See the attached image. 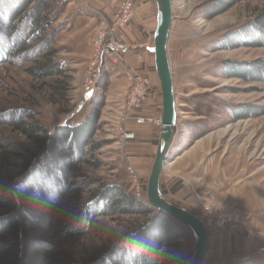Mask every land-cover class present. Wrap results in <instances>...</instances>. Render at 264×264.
<instances>
[{"label":"rangeland","instance_id":"1","mask_svg":"<svg viewBox=\"0 0 264 264\" xmlns=\"http://www.w3.org/2000/svg\"><path fill=\"white\" fill-rule=\"evenodd\" d=\"M64 1L27 0V10L15 19L17 24L26 19V12L31 7L36 6V11L43 7L42 24L45 32L35 34L34 40L19 43L17 50L10 55V60H0V191L5 189L11 195L16 203L12 212L14 217L19 219L20 201L29 205V200L36 198L35 194L27 193L28 188L24 183L29 179V175L37 170L40 158L49 154L51 141L53 136L56 137L58 127L78 112V118L85 117L89 110L96 106L84 102L80 111L74 112L85 86L91 81L93 95L97 97L99 93L104 94L103 99L99 100V125L91 140L82 143L76 157L65 161L67 165L60 178L66 188L60 192L59 197L53 199L46 196L43 199H35L38 202L32 204L39 214L47 212L53 216L51 226L41 230L21 225L18 230L19 249H23V230L25 235L39 237L53 244L56 247L53 257L67 263L90 264L91 261L99 259L102 253L115 250L126 234L153 217L154 213L146 211L143 206L130 201L128 204L126 197L127 199H122L113 211H99L82 234L69 236L64 231L67 219L74 214L79 203L97 190H103L105 186L119 185L126 195L148 202L146 189L150 172L141 173L137 166L131 163L129 144L126 146V141L120 135L121 129L134 125L135 118L144 114L143 106L146 103L138 111L128 110L125 103L127 79L116 96L113 86L108 88L105 84L107 90L100 87L106 74V83L109 84V67L119 72L111 61L103 66V73L98 81L92 80L87 73L96 49L94 40L104 27L100 22L104 19L107 24L112 25L113 14L118 3L123 0ZM170 1L172 18L167 54L174 91L177 92L176 125L180 130V137L186 134L184 128L190 127L194 128L189 129L190 137L212 132L214 137H211L210 151L204 161L210 156L212 164L224 172L228 185L231 186L235 181L251 182L264 196V81H250L225 75L223 67L228 61H241L244 64L252 60H264V45L246 46L240 42L229 45V42H226V36L238 30L243 31L245 41L255 37V27L259 26V21L264 22V0H233L231 6L211 18L204 17L203 13L207 14L209 8L222 3L223 0ZM95 7H109L113 11L105 14L102 9ZM89 8L93 11L88 10ZM131 8L132 16L126 25L115 26V30L108 37L106 35L105 39L109 41V38L113 37L127 44L121 38L123 29L141 12L150 10L154 16L157 10L155 0H132ZM4 23V17L0 16V30H3ZM9 23L4 25L5 28L8 29L11 25L10 20ZM12 33L13 30L7 32L9 35ZM25 34L27 39L32 31H26ZM45 38L49 40L47 46L42 43ZM37 44L36 50L30 49L33 53L21 54L22 47L30 48ZM42 64L53 65L46 75L41 76L29 70L35 67L36 71L42 72L38 69ZM244 105L256 109H252L249 117L234 119L231 116L232 111ZM26 126L40 127L42 131H36L29 136L23 130ZM187 143H190V139L185 145ZM129 166L136 173L139 195H136V182L130 177ZM210 182L200 187L194 193L195 198L191 200L169 198L168 201L194 212L203 221L207 220V214L201 205V200L205 199L203 195L238 210L237 206L226 199L220 200L216 195L220 181ZM200 196L203 197L201 200ZM242 212L248 217V224L253 233L251 235H255L257 231L251 225L248 213ZM4 213L7 214L6 209L0 206V215ZM157 218L150 222V226L156 221H162V218ZM166 220L169 221L167 218ZM212 228L218 229L210 226L208 236L209 229ZM226 228L249 235L242 229ZM12 230L11 227L7 228L4 234L0 235V241H7L11 236L10 232H14ZM262 237L264 238V235ZM255 238V241L260 239L259 236ZM172 242V246L163 248H180L187 255L185 264H191L195 246L191 230L178 241ZM208 252L209 248L201 264H222L220 259L224 257L223 253L218 257L217 252ZM5 258L4 254L0 253V264H9ZM161 264H165V261Z\"/></svg>","mask_w":264,"mask_h":264},{"label":"trees","instance_id":"2","mask_svg":"<svg viewBox=\"0 0 264 264\" xmlns=\"http://www.w3.org/2000/svg\"><path fill=\"white\" fill-rule=\"evenodd\" d=\"M232 3L233 0H223L222 3H218L209 8V11H206L208 13H203V15L206 18H211L219 12L226 10ZM26 5L27 0H0V16L4 17L5 20V23L2 24L4 28L0 30L1 61L10 60V55L17 50L16 46L19 43L22 44V41L27 40V42H29L31 39H35L33 37L35 34L39 35L45 32V27L42 24V20L44 19L42 15L43 7L38 11H36V6L31 7L29 11L26 12V19L21 21V24H17V18L27 10V8H25ZM9 20L11 21V25H9L7 29L4 25L10 24ZM258 25L259 26L254 29L256 31L254 38L245 41L243 31L238 30L228 34V36H226V42H229V45H235L237 42H240V44L246 46H251V44L254 46H263L264 22L259 21ZM25 26L29 28L26 29ZM9 30H13L11 35L7 34ZM29 30L32 31V34L25 39V33ZM22 36L23 39H21ZM42 43L47 46V44H49L48 38H45ZM37 46L38 44L32 45L30 48L22 47L23 50L21 54L27 55L28 52L29 54L33 53V50L30 49L34 48L36 50ZM223 65L225 68V75L240 77L250 81H264V60L262 59L252 60L244 64L241 61H228ZM52 66V64H46V66L43 64L40 65L38 69L44 73L36 71V69H34L35 67L29 70L42 76L46 75L47 70H52ZM106 75L103 83L100 85V87L104 89L107 85ZM103 95V93H99L97 95V97L99 96L98 98L93 95V97L86 101L89 102L88 104H96V106L90 109L85 117L81 119L80 117L78 118V112L74 115L75 117L73 116L71 119L67 120L64 125L58 127L57 135L56 137L53 136L54 138L51 141L49 154L40 158V165L36 167L37 170L31 173L29 179L24 183L25 187L28 188L27 193L31 195L35 194V199H43L46 196L56 199V197H59L58 195L60 192L66 188V184H62L60 178L62 170H64L65 165H67L65 161L74 159L76 154L81 150L82 143L85 140H91L93 137L92 135L99 125L100 101L103 99ZM252 109L255 110L256 108H252L248 105L239 106L232 111L231 116L236 120L237 118L249 117L251 112H253ZM23 130L30 136V134L36 131H42V128L26 126ZM126 197H128V199ZM35 199H30V202H28L29 205L20 201L18 207L19 219H17L12 212L16 203L7 190L3 189L0 191V206L2 209H6L7 212V214L4 213L0 215V235L4 234L9 227L13 228L12 231H14L10 232L11 236L7 241H0V253L4 254L9 264H73L53 257L56 249L53 244L45 242L39 237L35 238L31 235H25L23 230L21 232L23 239L21 248L23 249H19L18 230L21 225L44 230L51 226L53 220L51 214L47 212L39 214L33 209L32 204L33 202L35 204ZM122 199H127L128 204L130 201L131 203L143 206L146 208V211L154 213L153 217L145 223L135 227L129 234H126L125 237L118 242L120 243L119 247H116L115 250L112 249V251L109 250L102 253L99 259L91 261L90 264H161L163 261H165V264H185L187 255L184 254V251L180 250V248H178V250H166L163 247L169 246L173 243L172 241H178V239L184 236L190 229L179 220L172 218L169 214L156 211L148 202L136 200L131 195H126L119 185L105 186L103 190H97V192L92 193L90 197L84 198L82 202L79 203L74 214L67 219L64 225L66 235L75 236L82 234L83 230L89 226L99 211L102 209H104L103 212L113 211L118 207V203H120ZM157 217L162 218V221H156L150 226V222ZM166 218L169 219V221L166 220ZM118 243L116 242V244ZM114 245L115 244H113V246Z\"/></svg>","mask_w":264,"mask_h":264},{"label":"crops","instance_id":"3","mask_svg":"<svg viewBox=\"0 0 264 264\" xmlns=\"http://www.w3.org/2000/svg\"><path fill=\"white\" fill-rule=\"evenodd\" d=\"M100 4L104 6L101 2ZM96 9H102L105 14L113 11L109 7ZM88 10L93 11L91 8ZM140 14L136 15L121 33V38L127 42L128 47L121 53L120 63H112L119 72L110 67V70L106 69L110 72L109 84L107 85L108 88L113 86L116 96L125 83L126 68L144 72L150 77L151 84L157 94L143 106V112L157 117L161 113L160 86L154 69V55L150 51L154 40L156 12L154 16L151 15L150 10ZM176 94L175 91L174 102H176L177 108ZM181 125L179 124V126ZM127 128L132 130L135 137L134 139H127L124 143L126 146L129 144L131 163L137 166L141 173L150 172L161 127L158 128L151 123H143V125H127ZM190 128L191 130L194 129ZM190 128H184L186 134L180 137V130L175 125V136L169 147L170 150L163 163L159 178L162 195L167 200H170L169 198L191 200L195 198L194 193L200 187L206 186L212 180L220 181L216 188V195L219 196L220 200L226 199L232 205L237 206L238 210L248 213L251 225L254 226L257 233L255 236L246 233L240 234L229 228H225L222 232L216 228L209 229L208 253L215 251L218 253V257L223 253L224 257L220 259L222 264H264V238L262 237L264 235V196L260 194V190L257 191L258 189L251 182L238 183L235 181L231 186L228 185L224 179V172L222 173L219 168L212 164L211 157L209 156L208 160L204 161L210 151L211 137H214L211 135L212 132L203 133L198 137H190ZM188 138L190 143L185 145V142L189 140ZM257 236L260 239L255 241L254 237L257 239Z\"/></svg>","mask_w":264,"mask_h":264},{"label":"water","instance_id":"4","mask_svg":"<svg viewBox=\"0 0 264 264\" xmlns=\"http://www.w3.org/2000/svg\"><path fill=\"white\" fill-rule=\"evenodd\" d=\"M156 1L155 29L153 32V46L150 51L154 55V69L156 71L160 86L161 102V129L159 141L156 146V153L152 162V168L148 175L146 197L149 205L156 211L169 214L172 218L179 220L188 227L194 236V252L191 257V264H201L202 258L208 249V228L204 221L194 212H190L183 206L176 205L163 197L160 191V174L163 163L167 158L169 147L175 136L176 125V102H174V86L172 85V71L167 54L168 36L171 26V1ZM93 95V91L84 92L78 101V107L74 112H78ZM21 236V234H20Z\"/></svg>","mask_w":264,"mask_h":264},{"label":"built area","instance_id":"5","mask_svg":"<svg viewBox=\"0 0 264 264\" xmlns=\"http://www.w3.org/2000/svg\"><path fill=\"white\" fill-rule=\"evenodd\" d=\"M132 0H123L117 5V10L113 14V24L109 25L104 21L100 22L103 25L95 38L96 49L92 55L93 60L89 64V76L92 77V80L98 81L102 75V68L105 67L106 62L111 61V63H119L121 59V53L127 49L128 45L121 41L116 40L113 37L109 38V41L106 38V35H111L116 27H123L130 20L133 12L131 8ZM98 13V12H97ZM125 77L128 81V88L125 91V103H127L128 110L138 111L142 108L144 103L153 99L155 97L156 90L151 84L150 77L142 71H137L133 68L125 69ZM84 92L94 91L93 85L90 81L87 86L84 88ZM94 93V92H93ZM142 114L135 118V124L143 125V123H151L157 126L158 128L162 126L161 118ZM121 138L125 141L127 139L134 138V134L131 129L125 127L120 130ZM129 174L133 182H136V195H139L137 177L134 169L128 167ZM205 198L202 199L201 198ZM200 196L201 205L203 210L207 214V220H204L207 228L210 226L217 227L220 230H225L226 227H231L234 229L244 230L249 234H253L250 226L248 224V217L241 210L223 204L219 201H216L211 198H207L205 195Z\"/></svg>","mask_w":264,"mask_h":264},{"label":"bare ground","instance_id":"6","mask_svg":"<svg viewBox=\"0 0 264 264\" xmlns=\"http://www.w3.org/2000/svg\"><path fill=\"white\" fill-rule=\"evenodd\" d=\"M170 7H171V5H170ZM157 11V10H156ZM178 118V117H177ZM176 123H177V119H176ZM164 197V196H163ZM205 223V222H204ZM209 238V237H208ZM208 248H209V246H208ZM208 250V249H207ZM207 252V251H206ZM206 252H205V254H206ZM204 254V255H205ZM204 257V256H203ZM203 259V258H202ZM203 261V260H202Z\"/></svg>","mask_w":264,"mask_h":264}]
</instances>
